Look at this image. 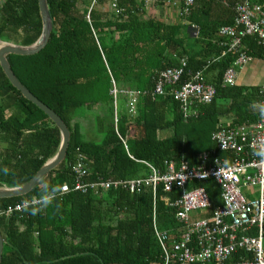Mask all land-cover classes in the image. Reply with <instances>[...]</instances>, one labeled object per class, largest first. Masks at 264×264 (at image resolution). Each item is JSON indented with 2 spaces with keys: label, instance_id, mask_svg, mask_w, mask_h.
<instances>
[{
  "label": "trees",
  "instance_id": "trees-1",
  "mask_svg": "<svg viewBox=\"0 0 264 264\" xmlns=\"http://www.w3.org/2000/svg\"><path fill=\"white\" fill-rule=\"evenodd\" d=\"M46 1L53 27L47 45L35 55H9L7 60L17 80L61 118L70 139L62 163L30 193L0 199V264H164L152 219L154 215L156 228L168 235L165 244L170 248L186 230L176 219L175 208L168 205L180 197V190L165 193L158 188L153 199L149 188L134 194L112 187L98 193L61 194L60 188L75 182L73 167L79 162L89 172L83 181L118 182L148 177L149 170L141 162L163 174L169 162L196 167L203 156L208 165L228 155L216 147L214 133L226 126L255 124L264 95L258 86L223 84V75L234 68L238 52L225 51L220 42L229 40H220L218 32L234 25L242 0H195L182 23L147 16L145 0H118L119 14L109 8L112 0ZM153 1L163 5L166 0ZM41 31L37 0H6L0 7V41L29 46ZM241 41L239 53H246L251 61L264 60V43L248 36ZM183 59L181 84L200 71L204 82L216 90L210 103L193 104L189 113L174 99L172 89L167 88L164 96L153 94L159 73L178 67ZM112 83L118 90L117 108L121 104L118 135ZM129 91L140 93L135 115L127 110ZM80 108L95 112L102 133L99 143L85 138L77 115ZM160 132L169 136L160 138ZM0 141L7 146L0 159V188L28 183L60 145L56 125L11 85L1 66ZM201 186L211 208L193 219L208 218L221 205L214 181H194L187 189ZM32 199L43 201L6 214L9 206ZM257 231L251 229L248 235L256 236ZM251 257L238 250L221 264ZM169 264L178 262L172 259Z\"/></svg>",
  "mask_w": 264,
  "mask_h": 264
},
{
  "label": "built area",
  "instance_id": "built-area-1",
  "mask_svg": "<svg viewBox=\"0 0 264 264\" xmlns=\"http://www.w3.org/2000/svg\"><path fill=\"white\" fill-rule=\"evenodd\" d=\"M152 0H145L149 4ZM118 0H112L111 9L119 14ZM166 3L181 6V17L188 16L195 0H166ZM237 16L234 25L222 27L218 37L229 40L220 42V46L227 52H238L234 68H229L223 75L225 86L236 85L237 73L247 65L251 59L246 53H239L242 49V39L256 37L264 43V4H255L253 0H242L236 8ZM89 21V14L86 16ZM197 34V30L194 31ZM186 60L180 61L176 68H167L159 73L155 81L153 94L164 96L166 89H172L174 99L182 106L184 112L189 113L193 104H208L215 96L214 86L206 84L200 71L195 72L189 80L182 81ZM110 94L114 104V127L117 132V98L118 90L114 83ZM128 96L127 110L130 115L136 114V102L140 95L137 91L125 93ZM260 117L250 126L236 128H221L214 133L212 140L221 152L228 153L225 158H214L208 165L206 156L202 157V164L189 167L181 164L179 167L173 162L166 165V171L160 174L150 164L143 163L149 170L146 178L125 181L85 182L89 172L85 163L79 162L73 167L75 182L69 186L62 185L61 194L70 191L81 193H98L108 188H119L134 194L143 188H149L153 199L158 188L171 193L174 188L181 194L168 205L176 210V219L185 225V231L179 240L171 243L168 248L165 242L168 235L156 228L155 216L152 224L157 241L164 255V264L175 260L178 264L225 262L238 250L251 254L250 260H242L237 264H264V95L259 102ZM123 142V141H122ZM124 144V143H123ZM125 149H127L124 144ZM214 181L220 189L221 205L212 210L208 218L193 219L196 213H206L211 208V201L205 188L187 189L192 182ZM244 190V192H243ZM43 200L32 199L22 201L6 209V214L21 212L28 207L38 206ZM256 228L257 235L250 236L248 232Z\"/></svg>",
  "mask_w": 264,
  "mask_h": 264
},
{
  "label": "water",
  "instance_id": "water-1",
  "mask_svg": "<svg viewBox=\"0 0 264 264\" xmlns=\"http://www.w3.org/2000/svg\"><path fill=\"white\" fill-rule=\"evenodd\" d=\"M38 8L42 22V31L40 37L35 43L29 46H18L10 43H4L0 48V66L11 85L17 89L22 96L39 108L57 127L60 133V145L54 157L48 160L34 177L26 184L16 188H0V199H9L14 197L25 196L30 193L52 170L57 168L65 158L70 133L67 126L51 109L34 97L15 77L7 60L9 55L31 56L39 53L47 45L51 32L52 21L48 11L46 0H37ZM3 252V239L0 234V262Z\"/></svg>",
  "mask_w": 264,
  "mask_h": 264
},
{
  "label": "rangeland",
  "instance_id": "rangeland-1",
  "mask_svg": "<svg viewBox=\"0 0 264 264\" xmlns=\"http://www.w3.org/2000/svg\"><path fill=\"white\" fill-rule=\"evenodd\" d=\"M153 3V0L150 2V5ZM111 10V9H110ZM112 11V10H111ZM182 36H185L186 33L181 30ZM188 45H193V40L189 39ZM237 82L239 84H246V82H251L252 84H256L258 86H264V60H254L250 64H248L240 75L237 73ZM240 79V80H239ZM239 80V81H238ZM121 104L120 101L118 102V114L120 113ZM77 115L79 117L80 124L82 126L83 134L86 139L91 140L93 142L99 143L102 139V133L95 122V112L86 111L84 109H78ZM132 134H130V137ZM244 192V190H243Z\"/></svg>",
  "mask_w": 264,
  "mask_h": 264
},
{
  "label": "crops",
  "instance_id": "crops-1",
  "mask_svg": "<svg viewBox=\"0 0 264 264\" xmlns=\"http://www.w3.org/2000/svg\"><path fill=\"white\" fill-rule=\"evenodd\" d=\"M140 1V0H139ZM173 1H177V0H173ZM6 2V0H0V7L4 4ZM253 2L255 3V4H264V0H253ZM111 3V2H110ZM157 4V3H156ZM225 5H227V4H225ZM109 8L111 9V7L109 6ZM180 8H181V6L180 5H178V4H172V3H166V1H165V4H163V5H155V3H154V1H153V3L150 5V3L149 4H145V7H144V10H145V12H146V15L147 16H150V17H155V18H157V19H159V20H161V21H163V22H165V23H175V22H180L181 21V23H182V20L184 21L185 20V17H187V16H183V17H181L180 16V14H179V10H180ZM112 10V9H111ZM113 11V10H112ZM195 28V27H194ZM193 28V29H194ZM4 43H10V44H14V43H11V42H6V41H0V48H1V46L4 44ZM14 45H16V44H14ZM18 46H21V45H18ZM257 61H259V60H257ZM251 62H253V61H251ZM251 62H249L248 64H250ZM247 64V65H248ZM247 65H245V67L242 69V70H240L239 72H238V74L240 75L243 71H245V68H246V66ZM238 77V76H237ZM238 79V78H237ZM240 80V79H239ZM238 80V81H239ZM236 85H243V86H258V85H256V84H252L251 82H246V84H239L238 82H237V80H236ZM258 87H261L262 88V90L264 91V86H258ZM9 115V113L7 114V116ZM223 122H225L224 124L225 125H227L228 124V122L227 121H225V120H223ZM224 128V127H223ZM225 128H230V127H225ZM219 129H221V128H219ZM167 136H169V133L168 132H160V134H159V137L160 138H166ZM6 144L5 143H2L1 141H0V159H1V157H2V154H3V152L5 151V149H6ZM227 157V156H226ZM223 158H225V157H223ZM1 188H5V187H1Z\"/></svg>",
  "mask_w": 264,
  "mask_h": 264
}]
</instances>
